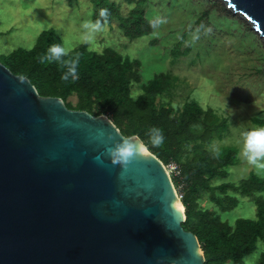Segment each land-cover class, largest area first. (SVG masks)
Wrapping results in <instances>:
<instances>
[{
	"label": "water",
	"instance_id": "1",
	"mask_svg": "<svg viewBox=\"0 0 264 264\" xmlns=\"http://www.w3.org/2000/svg\"><path fill=\"white\" fill-rule=\"evenodd\" d=\"M264 39V0H223ZM145 146L127 170L107 148ZM99 157V159H97ZM165 164L0 62V264H205Z\"/></svg>",
	"mask_w": 264,
	"mask_h": 264
},
{
	"label": "trees",
	"instance_id": "2",
	"mask_svg": "<svg viewBox=\"0 0 264 264\" xmlns=\"http://www.w3.org/2000/svg\"><path fill=\"white\" fill-rule=\"evenodd\" d=\"M127 1L135 6L123 15L119 4L94 0L93 22L100 19L101 9H108L105 25L117 23L129 40L152 34L155 30L146 16L144 0ZM215 8L221 11L213 3L201 18H209ZM53 44H61L59 37L52 29L44 30L33 48L17 49L3 55L0 62L15 75L28 78L41 96L60 97L68 108L94 116L107 115L126 137H140L167 168L176 166L172 180L185 207L183 226L198 237L205 264H246V258L257 252L260 264H264V178L251 173L238 182L214 183L217 178L226 180L228 169L240 159L237 147H223L219 158H214L209 149L216 139L223 140L229 133V119L193 99L182 107L165 101L177 78L161 73L144 83L141 61L113 48L99 53L82 44L72 50V55L80 56L78 79L64 81L57 64H42L38 59ZM176 49V59L190 52L182 50V42ZM135 88L139 93L134 92ZM255 122L264 125V120ZM153 127L163 131L161 147L152 146L145 134ZM205 195L213 203L212 208L202 205ZM242 198L255 204L256 218H239L233 224L223 220V214L238 207Z\"/></svg>",
	"mask_w": 264,
	"mask_h": 264
},
{
	"label": "rangeland",
	"instance_id": "3",
	"mask_svg": "<svg viewBox=\"0 0 264 264\" xmlns=\"http://www.w3.org/2000/svg\"><path fill=\"white\" fill-rule=\"evenodd\" d=\"M110 1L121 6L123 15L135 6L127 0ZM213 3L221 11L215 8L209 18H201ZM142 4L148 19L157 15L167 18L166 24L155 29L156 35L131 41L117 23L107 24L87 44L89 49L102 53L113 48L140 60L144 83L161 73L176 77L175 87L164 100L182 107L193 99L227 117L229 133L223 140L216 139L212 146L219 151L225 146L240 151L242 133L264 126L255 122L264 120V39L223 0H144ZM93 5L94 0H0V61L3 55L17 49L33 48L44 30H54L60 43L70 51L86 44L82 40V25L93 21ZM180 42L182 50L190 52L176 59ZM139 91L134 89L136 94ZM168 171L171 177L175 173L173 166ZM228 172L226 180L217 178L214 183L238 182L255 174L241 158ZM201 202L204 207H213L208 195ZM239 218H256V207L250 199L242 198L238 207L223 214V220L231 224ZM259 257V252L254 253L246 258V264H260Z\"/></svg>",
	"mask_w": 264,
	"mask_h": 264
},
{
	"label": "clouds",
	"instance_id": "4",
	"mask_svg": "<svg viewBox=\"0 0 264 264\" xmlns=\"http://www.w3.org/2000/svg\"><path fill=\"white\" fill-rule=\"evenodd\" d=\"M107 16L108 9H101L100 19L95 22L89 20L83 23L84 33L82 40L84 43H91L96 34L103 30L107 22ZM166 23L167 18L159 15L149 20V24L154 30ZM153 35H156L155 31ZM38 59L42 64H57L62 71V80L69 81L71 79L75 81L78 79L77 69L80 56L79 54L72 55L70 49L63 44L51 45L47 52L40 55ZM145 134L149 137V142L152 146L161 147L163 145L165 137L160 128H150ZM106 151L111 158V163L120 165L126 171L133 159L137 156L144 157L146 148L142 144L123 139L122 142L117 143L114 147L107 148ZM212 152L214 158H219L220 151L214 145L212 146ZM239 157L255 171L257 176L264 177V126L246 130L242 133Z\"/></svg>",
	"mask_w": 264,
	"mask_h": 264
},
{
	"label": "built area",
	"instance_id": "5",
	"mask_svg": "<svg viewBox=\"0 0 264 264\" xmlns=\"http://www.w3.org/2000/svg\"><path fill=\"white\" fill-rule=\"evenodd\" d=\"M173 167H174V169H175V171H176V169H177V167L176 166H174V165H172ZM180 197L182 198V196L180 195Z\"/></svg>",
	"mask_w": 264,
	"mask_h": 264
}]
</instances>
